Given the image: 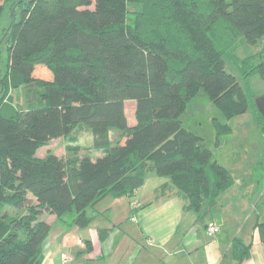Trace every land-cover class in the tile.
<instances>
[{
    "label": "trees",
    "instance_id": "16d2710c",
    "mask_svg": "<svg viewBox=\"0 0 264 264\" xmlns=\"http://www.w3.org/2000/svg\"><path fill=\"white\" fill-rule=\"evenodd\" d=\"M4 17L5 76L29 98L0 112V264H42L50 229L43 213L84 227L101 199L132 195L149 172L167 177L194 212L232 185L231 172L181 117L197 89L227 121L248 109L244 84L264 78V0H0ZM244 43L259 45L257 61L233 58L237 73L227 71V56ZM38 67L46 77L35 76ZM126 100L134 101L132 125ZM78 123L91 127L98 155L36 154ZM217 128L219 143L231 127ZM256 176L264 190V168ZM257 229L264 245V223ZM230 254L242 261L249 244L234 237Z\"/></svg>",
    "mask_w": 264,
    "mask_h": 264
},
{
    "label": "crops",
    "instance_id": "0c3cea01",
    "mask_svg": "<svg viewBox=\"0 0 264 264\" xmlns=\"http://www.w3.org/2000/svg\"><path fill=\"white\" fill-rule=\"evenodd\" d=\"M262 168L264 159L252 161L245 174L233 162L228 169L232 185L213 207L204 206L200 212L184 208L167 177L149 172L132 195L101 199L84 227L63 225L47 213L44 220L50 229L42 259L49 256L47 264H63L62 256L78 248L86 249L87 264H264L257 229L264 223V190L256 176ZM211 222L218 230L210 236L205 228ZM234 237L249 244V255L240 262L230 254Z\"/></svg>",
    "mask_w": 264,
    "mask_h": 264
},
{
    "label": "rangeland",
    "instance_id": "374dc122",
    "mask_svg": "<svg viewBox=\"0 0 264 264\" xmlns=\"http://www.w3.org/2000/svg\"><path fill=\"white\" fill-rule=\"evenodd\" d=\"M128 4L129 10L131 11L135 10L137 7L135 4ZM138 7L140 8V6ZM6 22V17L0 21V30L2 26L7 24ZM259 49V45L255 46L244 43L235 50L233 57L227 56L225 63L226 70L237 73L234 59H240L248 54H255L254 59L257 61L259 56L256 54L259 53ZM6 63L7 54L5 45L2 44L0 46V77H5V85L3 87L0 86V96L2 98L0 112L10 113L17 108L26 107L29 97L21 84L13 86L12 78L5 76ZM34 74L38 77H46L47 71L42 67H38ZM244 87L249 99L248 109L244 113L232 117L229 121H227L223 114L213 105L208 96L198 89L194 91L192 97L188 99L185 104L181 119L184 127L203 138L204 144L212 150L213 157L218 163L229 169L234 162L235 169L241 172L244 171L245 174H248L252 161H261L264 159V130H262V128H264V123L261 119L263 116L255 105L256 96H264V78L255 75L250 79L247 85L244 84ZM125 108L128 124L132 125L134 123V101L126 100ZM224 122L228 123L231 127V131L227 134H221L219 143H217L216 139L217 136H219L217 124ZM261 125L263 126L261 127ZM222 132L223 130H221V133ZM71 136L74 138L72 141H70L72 138ZM108 137L112 142H115L119 139V132L112 128L108 131ZM94 139L95 136L92 133L91 127L84 123H78L71 131L70 135L50 140L45 146L39 148L36 154L42 157L47 152L51 151L63 159L73 156L75 153L78 155L87 154L95 157L99 154V151L93 149ZM68 144L77 146L78 149L76 152L67 149ZM203 207L204 204L199 212ZM6 210L9 214L15 213V211L8 206H6ZM46 214L47 213H43L41 218L44 219ZM85 251L86 249L80 251L78 248H74L70 252H67L69 256H62L61 254L62 258L64 256L66 257V260L62 263L87 264L86 258H84ZM48 259L49 256L43 260V264H47ZM52 264H55L54 260Z\"/></svg>",
    "mask_w": 264,
    "mask_h": 264
},
{
    "label": "water",
    "instance_id": "95a60500",
    "mask_svg": "<svg viewBox=\"0 0 264 264\" xmlns=\"http://www.w3.org/2000/svg\"><path fill=\"white\" fill-rule=\"evenodd\" d=\"M255 105L258 111L261 113V115L264 118V96L263 95L256 96Z\"/></svg>",
    "mask_w": 264,
    "mask_h": 264
},
{
    "label": "built area",
    "instance_id": "2783aa9c",
    "mask_svg": "<svg viewBox=\"0 0 264 264\" xmlns=\"http://www.w3.org/2000/svg\"><path fill=\"white\" fill-rule=\"evenodd\" d=\"M217 230H218V226L213 222L208 223L206 228H205L206 234L210 235V236L216 234Z\"/></svg>",
    "mask_w": 264,
    "mask_h": 264
}]
</instances>
